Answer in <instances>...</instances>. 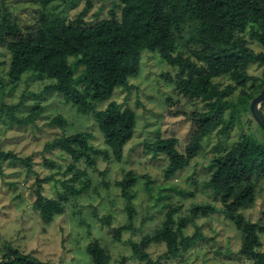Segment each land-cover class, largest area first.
Instances as JSON below:
<instances>
[{
  "label": "rangeland",
  "instance_id": "1",
  "mask_svg": "<svg viewBox=\"0 0 264 264\" xmlns=\"http://www.w3.org/2000/svg\"><path fill=\"white\" fill-rule=\"evenodd\" d=\"M85 3L54 0L45 11L52 19L68 22L84 10ZM40 12L35 0H0V23L7 17L23 33L35 27ZM111 12L119 17L117 0H90L82 20L91 25L110 19ZM242 36L250 49L264 54L249 29ZM9 40L5 38L0 44V149L14 157L0 160V260L18 253L29 255L38 264H93L86 247L96 241L109 258L107 264H147L133 255L132 244L160 228L168 209L179 207L174 214L177 223L179 218L188 217L193 205L210 204L214 212L196 217L182 230L185 236L199 232L201 238L196 244L180 257L168 260L164 258L165 244L151 243L141 249L149 257V264H250L239 253L240 231L221 213L220 201L206 184L213 157L230 149L244 134L264 142L262 130L247 113L227 135L212 132L205 137L188 166L165 179L166 157L146 152L144 144L157 137H175L183 152L193 127L181 113L203 109L200 100H188L176 93L175 67L156 51L143 50L139 72L128 80L130 88H117L108 100L121 109H132L136 115L134 135L117 161L105 145L92 112L79 113L61 93L47 90L53 80L27 72L17 83L9 81V53L5 48ZM247 72L257 85L264 77V66L250 63ZM213 82L219 88L234 86L229 98L237 101L240 88L227 75ZM108 101L96 103L95 109H103ZM260 111L264 115L262 104ZM32 112L36 113L33 122H22ZM56 116L62 118V126L49 125ZM76 132L91 133L92 150L69 169L70 156L48 150L46 145ZM27 158L29 162L24 163ZM127 171L136 175L132 187L134 215L131 229L121 231L117 241L114 231L130 223L116 185ZM38 181H42L41 193L46 199L58 200L64 206L63 213L48 223L33 208ZM61 196L66 197L64 202ZM239 213L264 227V182L259 184L254 203ZM260 241V250H264V232L260 233Z\"/></svg>",
  "mask_w": 264,
  "mask_h": 264
},
{
  "label": "trees",
  "instance_id": "2",
  "mask_svg": "<svg viewBox=\"0 0 264 264\" xmlns=\"http://www.w3.org/2000/svg\"><path fill=\"white\" fill-rule=\"evenodd\" d=\"M53 1L35 0L41 12L35 27L25 33L7 17L0 23V44L10 38L5 44L9 53L7 77L12 84L27 72L53 80L47 86L48 91L61 93L79 113L92 112L115 160H121L124 146L134 135L136 115L132 109H121L108 100L117 88H130L128 80L138 74L143 50L156 51L167 64L176 68L173 83L178 95L203 103L202 110L181 113L193 127L183 152L175 137H157L144 144L146 152L166 157L165 179L187 167L200 150L203 139L212 132L227 135L236 123L240 124L243 113L257 124L249 104L261 92L264 77L256 85L247 69L250 63L264 66V54L250 49L242 35L249 29L252 39L264 48V0H117L120 3L118 18L111 12L110 19L91 25L82 20L90 0H86L84 10L77 17L68 22L52 19L45 11ZM225 75L240 88L236 102L229 98L234 86L219 88L213 82L214 78ZM107 101L106 107L95 109L96 103ZM261 104L264 105V101ZM35 117L36 113L32 112L22 122H33ZM63 123L62 118L56 116L49 125L62 126ZM91 137L90 132H76L51 141L46 148L68 154L69 169H73L92 150ZM12 157L10 152L0 149V160ZM27 162L29 159H24V163ZM209 168L206 184L220 201L221 213L241 233L239 253L250 264H264V250H260V233L264 232V227L239 213L240 209L254 203L259 184L264 182V142L244 134L230 149L213 157ZM135 182L133 171H127L116 182L130 222L114 231L117 241H120L121 231L131 229ZM38 183L33 208L41 220L48 223L63 213L64 206L58 200L46 199L41 193L42 181ZM61 198L63 202L66 200L65 196ZM178 210L179 207L168 209L160 228L132 244L135 257L149 264V257L141 249L155 242L165 244V259L180 257L201 238L199 232L185 236L182 230L196 217L214 212L215 208L210 204L193 205L188 217L179 218L176 223L174 214ZM86 251L93 264L109 261L96 241L89 244ZM32 260L29 255L12 253V258L2 259L0 264H34Z\"/></svg>",
  "mask_w": 264,
  "mask_h": 264
},
{
  "label": "water",
  "instance_id": "3",
  "mask_svg": "<svg viewBox=\"0 0 264 264\" xmlns=\"http://www.w3.org/2000/svg\"><path fill=\"white\" fill-rule=\"evenodd\" d=\"M264 101V82L262 86L261 92L250 101L249 108L251 114L255 120V122L262 128L264 131V118L260 112V105ZM31 261V260H29ZM33 262V261H32ZM34 264H38L37 262H33Z\"/></svg>",
  "mask_w": 264,
  "mask_h": 264
}]
</instances>
